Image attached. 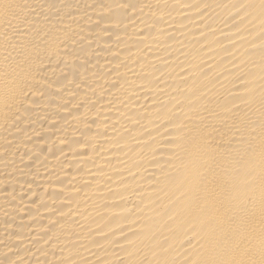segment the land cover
<instances>
[{
	"label": "bare ground",
	"instance_id": "1",
	"mask_svg": "<svg viewBox=\"0 0 264 264\" xmlns=\"http://www.w3.org/2000/svg\"><path fill=\"white\" fill-rule=\"evenodd\" d=\"M0 264H264V0H0Z\"/></svg>",
	"mask_w": 264,
	"mask_h": 264
}]
</instances>
